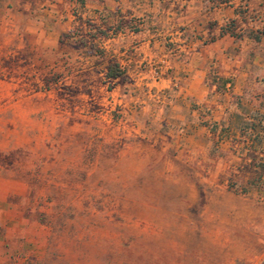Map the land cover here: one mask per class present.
I'll return each mask as SVG.
<instances>
[{"label": "rangeland", "instance_id": "rangeland-1", "mask_svg": "<svg viewBox=\"0 0 264 264\" xmlns=\"http://www.w3.org/2000/svg\"><path fill=\"white\" fill-rule=\"evenodd\" d=\"M10 28L0 23V264H264L262 185L142 136L130 91L81 84L53 50L10 52Z\"/></svg>", "mask_w": 264, "mask_h": 264}, {"label": "crops", "instance_id": "crops-1", "mask_svg": "<svg viewBox=\"0 0 264 264\" xmlns=\"http://www.w3.org/2000/svg\"><path fill=\"white\" fill-rule=\"evenodd\" d=\"M0 23L10 52L53 50L81 84L123 86L142 136L264 198V0H0Z\"/></svg>", "mask_w": 264, "mask_h": 264}, {"label": "trees", "instance_id": "trees-1", "mask_svg": "<svg viewBox=\"0 0 264 264\" xmlns=\"http://www.w3.org/2000/svg\"><path fill=\"white\" fill-rule=\"evenodd\" d=\"M123 75V71L121 69H119L114 63L113 64H109L107 66V70H106V76L109 78H121Z\"/></svg>", "mask_w": 264, "mask_h": 264}]
</instances>
